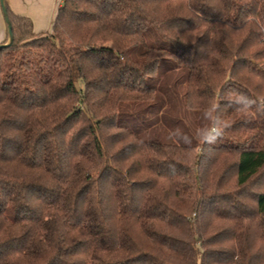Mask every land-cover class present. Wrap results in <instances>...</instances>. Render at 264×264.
I'll return each mask as SVG.
<instances>
[{
  "label": "trees",
  "instance_id": "16d2710c",
  "mask_svg": "<svg viewBox=\"0 0 264 264\" xmlns=\"http://www.w3.org/2000/svg\"><path fill=\"white\" fill-rule=\"evenodd\" d=\"M4 5L0 264H264V0Z\"/></svg>",
  "mask_w": 264,
  "mask_h": 264
},
{
  "label": "crops",
  "instance_id": "0c3cea01",
  "mask_svg": "<svg viewBox=\"0 0 264 264\" xmlns=\"http://www.w3.org/2000/svg\"><path fill=\"white\" fill-rule=\"evenodd\" d=\"M12 11L29 17L36 32H48L52 29L58 8L63 0H4ZM7 22L0 0V44L7 35Z\"/></svg>",
  "mask_w": 264,
  "mask_h": 264
},
{
  "label": "water",
  "instance_id": "95a60500",
  "mask_svg": "<svg viewBox=\"0 0 264 264\" xmlns=\"http://www.w3.org/2000/svg\"><path fill=\"white\" fill-rule=\"evenodd\" d=\"M1 3H2V8H3L4 15H5V19H6V22H7V25H8V29H9V42H10L13 39L11 23L9 22V18H8L6 9H5L4 0H1Z\"/></svg>",
  "mask_w": 264,
  "mask_h": 264
}]
</instances>
